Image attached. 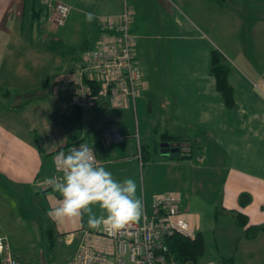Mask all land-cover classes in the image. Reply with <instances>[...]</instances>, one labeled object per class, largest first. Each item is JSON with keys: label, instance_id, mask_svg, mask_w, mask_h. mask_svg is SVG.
Wrapping results in <instances>:
<instances>
[{"label": "crops", "instance_id": "0c3cea01", "mask_svg": "<svg viewBox=\"0 0 264 264\" xmlns=\"http://www.w3.org/2000/svg\"><path fill=\"white\" fill-rule=\"evenodd\" d=\"M62 1L73 9L64 26L75 19L74 11L81 23L90 10L91 22L97 26L98 33L101 19L117 21L126 6L131 9L136 61L144 75L142 94L123 109H114L110 101L103 100L82 111L81 119H77L74 88L66 77L83 65L82 57L76 64L67 59L52 63L48 53L39 51L37 44L42 38L34 37L35 27L41 24L49 27L53 16L42 0H0V86L12 88L3 83H14L18 78L33 79L50 67L57 70L50 74L55 80L51 94L45 99L10 109L0 98V238L9 240L20 262L25 264L24 261L31 259L27 245L34 246L38 239L43 241V228L33 218L32 230L29 229L31 220L29 211L22 207L24 202L37 203L58 236L72 238L83 236L85 231H95L88 229L86 216L61 221L50 217L49 211L58 206L61 197L55 191H43L40 184L53 176V156L57 152H67L78 144L96 148L100 133L111 125L119 126L127 140L121 148L115 145L104 153L97 149L98 157L118 181L135 179L138 195L141 181L136 172H131L136 165L130 164L138 162L146 168L141 147L151 145L155 130L160 128L188 143L197 141L198 152L203 155L192 163V160L162 158L161 153L162 159L155 164L161 173L157 178L171 183L164 187L179 191L185 198L181 188L188 185L192 192L202 193L204 198L199 200L208 203L214 212L217 198L221 197L226 210L246 215L252 226L263 224L264 12L255 14L249 6L245 9L246 6L233 4L218 7L209 0ZM215 50L231 65L229 82L234 89V109L225 105L211 75ZM41 87L13 88L28 92ZM140 104L152 125L143 136L135 134L125 119L131 113L137 115ZM108 112L116 115L112 117ZM34 134L42 141L43 154L37 148ZM109 155L113 160L106 162L104 157ZM196 164L205 167L201 169ZM187 170L191 175L188 183L184 178ZM150 191L149 212L158 195L153 188ZM242 195L251 196V203L248 197L242 199L247 203L244 207ZM146 198L147 193L144 211L149 208ZM183 203L187 220L196 233L202 232L205 209L199 201L186 208ZM256 240L264 243V234Z\"/></svg>", "mask_w": 264, "mask_h": 264}, {"label": "built area", "instance_id": "2783aa9c", "mask_svg": "<svg viewBox=\"0 0 264 264\" xmlns=\"http://www.w3.org/2000/svg\"><path fill=\"white\" fill-rule=\"evenodd\" d=\"M42 3L52 12L55 26L66 24L72 7L62 0H42ZM132 24V11L127 6L117 21L100 20L97 42L83 53V65L66 77L74 88L75 106L85 111L104 100L110 101L114 109H123L129 101L135 103L141 97L144 75L136 61ZM126 140L127 136L117 125L103 131L106 147ZM93 149L103 166L97 149ZM57 153L53 156V176L60 175L54 161ZM40 187L45 192L54 191L45 183ZM175 195L157 196L151 212L144 211L140 223L134 222L118 232L85 231L80 249L69 264H178L166 239L175 234L193 239L196 232L183 213L181 199ZM0 256L2 264H22L7 238H0Z\"/></svg>", "mask_w": 264, "mask_h": 264}, {"label": "rangeland", "instance_id": "374dc122", "mask_svg": "<svg viewBox=\"0 0 264 264\" xmlns=\"http://www.w3.org/2000/svg\"><path fill=\"white\" fill-rule=\"evenodd\" d=\"M229 4L238 5V6H247L250 7L251 10L255 12V14H261L264 11V0H230ZM86 14H90V10L86 11ZM75 16V19L69 20V23L66 26H55L52 22L44 26L41 24L38 28L36 25L34 31V37L36 39L42 38L39 44H37V48L41 52H46L49 54L52 63L59 62L60 60L67 59L68 61L72 60L74 64L78 62V60L82 57V50L86 42L90 44V46H94L98 40V28L95 24L91 22L87 17H85L82 22L77 21L79 19L78 14L74 11L72 13V17ZM81 16V15H80ZM84 17V16H81ZM77 19V20H76ZM80 23V24H79ZM29 30V29H26ZM37 42V40H35ZM57 73V70L54 69H45L38 72L33 79H25L18 78L14 83H3L4 85H10L22 90H27L28 88H38L41 87L45 81L52 80L51 73ZM62 72V71H60ZM49 75V76H48ZM14 80V79H13ZM6 103V102H5ZM140 107V108H139ZM138 107V113L129 114V116H125L127 118V122L130 126V129L136 134L140 133L142 136L145 132H149L151 128V124L148 123V120L145 116L147 112L144 109H141V104ZM112 117L116 115L114 112H108ZM151 119V118H150ZM120 126L121 123H119ZM177 126V125H176ZM177 128H179L177 126ZM188 135V134H187ZM189 136V135H188ZM193 137V135H192ZM192 139V138H191ZM192 142V140H190ZM122 144L116 145L115 148H121ZM99 148V147H98ZM114 148V147H112ZM112 148H104L100 147L98 150L100 153H104L105 151L111 150ZM197 148L194 149L192 163H195L198 160V157L201 155V152H198ZM153 152V150H152ZM203 156V155H201ZM162 159L161 156L156 159L154 157L153 162L150 164H146V168L144 169L138 162H134L132 165H136L134 170L131 172H136L141 181L140 193L139 196L143 201V211H144V196L147 193V204L149 212L150 204H151V191L150 189H154L158 193L157 196L168 195L174 192L179 196L181 201H184L183 208H186V205L195 203V201H199V204L202 205L203 208V229L202 232L205 236L206 242V253L205 256L200 260L199 264H264V247L259 249V246H264L262 240H247L244 237L241 238V234L243 231L236 228L234 226V222L229 219H224L219 222L215 220V212L214 208L211 207L208 203L200 201L199 199L204 198L202 193L192 192V189L186 185V187L181 188L185 198H183L182 193L176 191L173 188L164 187L167 185L162 177L159 181L157 178L160 175V171L155 166L158 160ZM104 160L111 161L113 160L112 155L108 157H104ZM157 160V161H156ZM190 161V160H189ZM113 162V161H112ZM111 165L110 163H106ZM202 169L205 166H201L196 164V167ZM112 168L108 166V169ZM164 174V173H162ZM185 181L188 183L191 181L190 171H186L184 174ZM158 179V180H157ZM159 181V183H157ZM169 183L168 185H170ZM161 186V187H159ZM163 186V187H162ZM146 190V191H145ZM173 190V191H172ZM144 191L146 193H144ZM167 192V193H166ZM171 192V193H170ZM174 196V195H173ZM194 200V201H193ZM188 203V204H187ZM182 204V203H181ZM34 205V206H33ZM23 203L22 207L26 211H29V220H31L28 224L29 229L32 230V218L37 224H41L40 226L45 230V228L49 225V221L46 220V214L42 209L37 205V203ZM99 215V209L96 210ZM26 218V214L23 215ZM143 218V212L141 218L137 222H141ZM90 229V228H88ZM244 236V234H243ZM83 241V236L78 237H70L67 235H60L58 238V242L56 245L55 253H51L47 249V244L45 242H40L39 239L35 242L34 246L30 244L25 248L30 250L31 259L28 261H24L25 264H69L70 261L74 258V256L78 253L80 249V244ZM255 248L256 251H253ZM17 254H19V250H16ZM193 264V263H187Z\"/></svg>", "mask_w": 264, "mask_h": 264}, {"label": "clouds", "instance_id": "9594fccd", "mask_svg": "<svg viewBox=\"0 0 264 264\" xmlns=\"http://www.w3.org/2000/svg\"><path fill=\"white\" fill-rule=\"evenodd\" d=\"M91 20V14H86ZM60 175L42 183L53 188L61 199L48 215L57 221L87 217L90 229L118 232L139 221L143 201L133 178L118 181L96 158L93 147L81 144L61 150L54 157ZM99 209V215L97 214Z\"/></svg>", "mask_w": 264, "mask_h": 264}, {"label": "trees", "instance_id": "16d2710c", "mask_svg": "<svg viewBox=\"0 0 264 264\" xmlns=\"http://www.w3.org/2000/svg\"><path fill=\"white\" fill-rule=\"evenodd\" d=\"M215 6L226 7L229 5L230 0H209ZM36 12L37 8H33ZM43 11V9H40ZM39 12V11H38ZM101 32L99 26V33ZM89 43L86 42L83 47V53L90 49L88 48ZM92 48V47H91ZM83 55V54H82ZM231 72V65L228 62L227 58L218 50L213 51L211 58V75L216 80L217 90L221 93L225 105L229 109H234L236 107L235 98H234V89L229 82V75ZM55 77H52V80L46 81L43 87L23 92L18 89L3 87L0 86V98L6 102L8 108H21L35 101H39L47 98L52 92V85ZM28 99V100H27ZM74 110L77 119H81L82 109L74 105ZM202 134L203 131H200ZM34 140L39 151L43 154V144L40 137L37 134H34ZM171 144L173 147L180 148L182 150L181 157L175 160H192L193 153L195 148H199L198 142L188 143L187 141L181 139L176 135H172L166 131L157 128L153 135V142L149 146L141 147L142 162L143 165L151 163L157 159L159 155L161 156V146L162 144ZM96 149L100 147L106 148L103 142V132L100 133L97 141ZM74 146V145H73ZM80 146L78 145H75ZM99 147V148H98ZM153 150V152H152ZM157 161V160H156ZM248 197V203H251V196L242 195L241 203L242 206H247L242 199ZM221 197L217 198L215 205V219L217 222L221 221L223 218L230 217L234 220L235 225L238 229L243 231L244 238L247 240L255 241L261 234H264V223L256 226L250 225L249 218L238 212V211H228L223 207L221 202ZM59 236L54 230L53 225H48L45 230H43V242L47 244V249L53 254L56 250V245L58 242ZM166 245L169 248L171 256L178 264H199L200 260L205 256L206 253V242L203 232H197L195 238L189 239L184 236L175 234L169 236L166 239ZM0 264H2V258L0 256Z\"/></svg>", "mask_w": 264, "mask_h": 264}, {"label": "water", "instance_id": "95a60500", "mask_svg": "<svg viewBox=\"0 0 264 264\" xmlns=\"http://www.w3.org/2000/svg\"><path fill=\"white\" fill-rule=\"evenodd\" d=\"M161 153L162 158L179 159L181 157V149L168 143L162 144Z\"/></svg>", "mask_w": 264, "mask_h": 264}]
</instances>
